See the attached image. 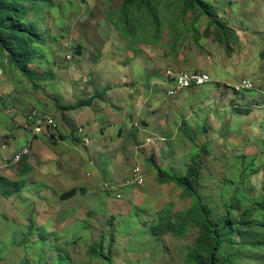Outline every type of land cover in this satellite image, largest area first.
<instances>
[{
	"label": "rangeland",
	"instance_id": "rangeland-1",
	"mask_svg": "<svg viewBox=\"0 0 264 264\" xmlns=\"http://www.w3.org/2000/svg\"><path fill=\"white\" fill-rule=\"evenodd\" d=\"M205 1L230 29V45L215 39L214 26L206 35L209 18L174 15L166 0L159 44L143 32L121 34L110 18L121 0H52L30 11L45 37L36 48L45 62L30 67L45 77L32 84L0 52V154L27 143L25 116L35 106L57 119L63 136H37L24 161L0 166V178L12 182L0 187L20 186L10 197L0 190V264H107L88 254L101 238L112 264H184L198 230L156 236L152 227L168 211L187 212L192 199L159 183L160 172L184 176L198 164V192L215 220L236 190L249 205L261 198L264 0ZM171 68L206 71L214 83L169 97ZM245 78L255 90L235 94ZM138 166L145 184L126 186ZM73 187L77 194L62 198ZM248 253L240 264H264L259 249Z\"/></svg>",
	"mask_w": 264,
	"mask_h": 264
},
{
	"label": "trees",
	"instance_id": "trees-1",
	"mask_svg": "<svg viewBox=\"0 0 264 264\" xmlns=\"http://www.w3.org/2000/svg\"><path fill=\"white\" fill-rule=\"evenodd\" d=\"M162 1L121 0L118 8L110 18L114 25L120 29L121 34L130 36L127 33L128 31L143 32L144 37L150 36L153 43L159 44L161 28L166 24L167 18V13L161 5ZM166 1H169L170 6L173 7L174 15L179 13L181 16H186L196 13L197 17L202 15L209 18L210 26L206 35L212 34L209 29L214 26L215 39L220 43L224 42L225 45H230L232 39L230 37L232 35H229L230 29L224 24L223 20L212 19L213 7L205 0ZM52 6V0H0V52L6 58L3 64L7 68L13 66L21 75L32 81V84L37 79L45 77L44 74L41 75L30 67L34 60H37L39 64H44L45 61L42 62L44 56L42 53L39 55L36 48L37 45L42 46L44 44L45 37L38 30V23L28 20V14L30 11L38 13L41 7L50 8ZM197 20L198 18L195 17L193 23V36L195 38L198 36L195 27ZM77 50H79V47H77ZM217 84L225 88H232L227 84ZM232 89L235 94L255 90L237 91L234 87ZM56 99L58 98L56 97ZM93 99L79 100L75 104H70L68 108L89 106ZM259 103L264 108V100ZM33 108L41 109L37 106ZM41 110L44 111V109ZM59 135L63 136L61 131ZM48 136L53 138L54 134H48ZM28 156L25 155L20 161H24ZM25 170H29V168H25ZM199 175L200 168L198 164L190 166L184 176L168 177L162 172L158 174L159 183H175L192 199L193 204L187 212H180L175 217L171 215V211L166 212L160 224L152 227L153 234L159 236L172 232L178 235L194 226L198 230V235L192 247L188 250L184 264H240L241 261L250 258L248 252L254 249H259L261 251L260 259H264V192L260 199L249 205L244 198L238 197L239 190H236L231 195L229 202L225 204V214L215 220L211 216L209 206L203 203L199 195ZM3 182L12 183L6 178H0V186L4 185ZM262 187H264V182ZM19 189V183L10 188L3 189L0 187L5 197H10ZM77 192L78 189L73 187L62 193L61 196L67 199L75 196ZM235 210L239 211V216L233 215ZM103 247L104 240L101 238L91 246L88 254L98 260L107 262V264H112L111 250L109 249L108 254L105 255Z\"/></svg>",
	"mask_w": 264,
	"mask_h": 264
},
{
	"label": "built area",
	"instance_id": "built-area-1",
	"mask_svg": "<svg viewBox=\"0 0 264 264\" xmlns=\"http://www.w3.org/2000/svg\"><path fill=\"white\" fill-rule=\"evenodd\" d=\"M165 82L169 84L167 89V95L169 97L177 95L179 92L189 90L192 88H202L203 86L214 82L212 76L206 71H177L174 69H168L165 73ZM230 85V84H228ZM237 91L241 90H253L255 84L248 79H242L237 85L234 86ZM26 127L32 131V137L51 135L54 134L52 140H55L59 136L60 124L55 117L49 112H45L38 108H32L26 113ZM6 145H2L5 148ZM30 145L24 146L16 153H13L11 157H4V162L7 166L18 163L25 155L30 154ZM145 184V177L143 170L138 166L134 168L133 174L130 179L127 180L126 186L141 187ZM118 188V186H117ZM123 196V195H122ZM118 193L116 197L122 198Z\"/></svg>",
	"mask_w": 264,
	"mask_h": 264
},
{
	"label": "crops",
	"instance_id": "crops-1",
	"mask_svg": "<svg viewBox=\"0 0 264 264\" xmlns=\"http://www.w3.org/2000/svg\"><path fill=\"white\" fill-rule=\"evenodd\" d=\"M126 74H128V73H123V76H126ZM130 75L133 77V73L131 72L130 73ZM37 140H38V138H33L31 135H30V137L27 139V143L26 144H24V145H22V146H18V147H14L13 148V151H14V153H16L17 151H19L21 148H23L24 146H26L28 143H29V145H30V147L33 145V144H35V142H37ZM8 145L9 144H7L6 146H5V148H3V149H7V147H8ZM1 149H2V147H1ZM11 154H10V152H6V151H3V152H1V154H0V157H1V162H2V164H0V166L2 167V166H7L6 164H5V162H4V157L6 156V157H9Z\"/></svg>",
	"mask_w": 264,
	"mask_h": 264
},
{
	"label": "clouds",
	"instance_id": "clouds-1",
	"mask_svg": "<svg viewBox=\"0 0 264 264\" xmlns=\"http://www.w3.org/2000/svg\"><path fill=\"white\" fill-rule=\"evenodd\" d=\"M172 69V68H171ZM246 79V78H245Z\"/></svg>",
	"mask_w": 264,
	"mask_h": 264
}]
</instances>
